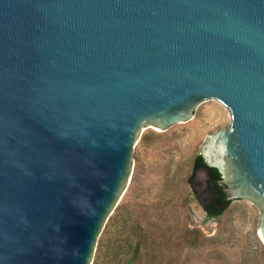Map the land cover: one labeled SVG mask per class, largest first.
<instances>
[{"label":"water","instance_id":"obj_1","mask_svg":"<svg viewBox=\"0 0 264 264\" xmlns=\"http://www.w3.org/2000/svg\"><path fill=\"white\" fill-rule=\"evenodd\" d=\"M207 100L193 166L264 245V0H0V264H91L141 129Z\"/></svg>","mask_w":264,"mask_h":264},{"label":"rangeland","instance_id":"obj_2","mask_svg":"<svg viewBox=\"0 0 264 264\" xmlns=\"http://www.w3.org/2000/svg\"><path fill=\"white\" fill-rule=\"evenodd\" d=\"M229 124L226 109L207 100L184 124L141 129L131 154V179L101 228L91 264H105L108 245L125 219L134 226L133 245L140 247L137 264H264L255 206L233 201L219 220H208L198 199L206 172L199 170L194 187L189 184L199 144Z\"/></svg>","mask_w":264,"mask_h":264},{"label":"trees","instance_id":"obj_3","mask_svg":"<svg viewBox=\"0 0 264 264\" xmlns=\"http://www.w3.org/2000/svg\"><path fill=\"white\" fill-rule=\"evenodd\" d=\"M199 166L192 167L189 177V184L194 187V178L199 170H204L207 174V182L203 196H198L200 205L206 214L208 220H219L233 201H227L221 191L215 189L214 184L219 181V173L215 169H210L204 163L200 155H198ZM135 237L134 226L125 219L115 232V238L108 245L105 253V264H137L139 258V244L133 245ZM102 245V241L100 246ZM100 258V257H98Z\"/></svg>","mask_w":264,"mask_h":264}]
</instances>
